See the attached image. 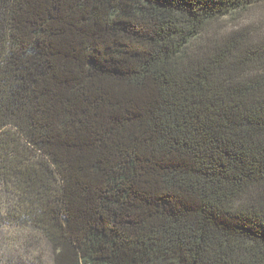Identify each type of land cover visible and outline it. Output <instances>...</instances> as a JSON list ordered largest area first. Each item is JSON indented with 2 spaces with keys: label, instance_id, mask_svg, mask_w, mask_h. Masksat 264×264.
Returning <instances> with one entry per match:
<instances>
[{
  "label": "trees",
  "instance_id": "16d2710c",
  "mask_svg": "<svg viewBox=\"0 0 264 264\" xmlns=\"http://www.w3.org/2000/svg\"><path fill=\"white\" fill-rule=\"evenodd\" d=\"M9 225L47 264H264V0H0Z\"/></svg>",
  "mask_w": 264,
  "mask_h": 264
},
{
  "label": "rangeland",
  "instance_id": "374dc122",
  "mask_svg": "<svg viewBox=\"0 0 264 264\" xmlns=\"http://www.w3.org/2000/svg\"><path fill=\"white\" fill-rule=\"evenodd\" d=\"M261 14L262 12L258 14V11H254L249 14V17L258 18ZM3 229L2 235L4 236L0 240V264H30L32 261L36 262L38 257L44 264L49 263L50 252L48 247L45 246L43 241L41 244L34 240V242L40 243L35 245L27 243L28 239L31 238L27 229L17 225H9ZM20 256H23V258H20Z\"/></svg>",
  "mask_w": 264,
  "mask_h": 264
}]
</instances>
